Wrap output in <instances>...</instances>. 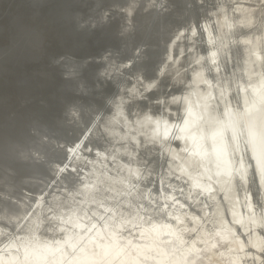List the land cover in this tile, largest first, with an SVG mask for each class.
<instances>
[{"label": "bare ground", "instance_id": "obj_1", "mask_svg": "<svg viewBox=\"0 0 264 264\" xmlns=\"http://www.w3.org/2000/svg\"><path fill=\"white\" fill-rule=\"evenodd\" d=\"M225 250L264 264V0H0V264Z\"/></svg>", "mask_w": 264, "mask_h": 264}, {"label": "rangeland", "instance_id": "obj_2", "mask_svg": "<svg viewBox=\"0 0 264 264\" xmlns=\"http://www.w3.org/2000/svg\"><path fill=\"white\" fill-rule=\"evenodd\" d=\"M215 244H216L217 246H216V245H213V249L216 250V251L223 247V244L220 243L219 241H217ZM214 246H215V247H214ZM225 252H226V253H225ZM225 252H224V254H221V255H220L221 258H219V259H220V260H225V261H226L225 263H222V264H229L228 261L226 260L227 251L225 250ZM222 256H223V257H222ZM222 258H223V259H222ZM201 259L204 260V256H202ZM220 260H219V261H220Z\"/></svg>", "mask_w": 264, "mask_h": 264}]
</instances>
